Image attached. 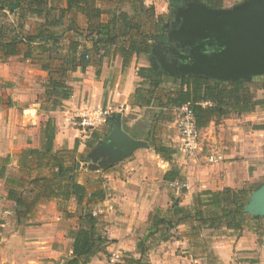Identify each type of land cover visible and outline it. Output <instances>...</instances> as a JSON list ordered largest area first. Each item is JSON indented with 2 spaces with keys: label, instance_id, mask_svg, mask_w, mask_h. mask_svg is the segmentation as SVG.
<instances>
[{
  "label": "crops",
  "instance_id": "1",
  "mask_svg": "<svg viewBox=\"0 0 264 264\" xmlns=\"http://www.w3.org/2000/svg\"><path fill=\"white\" fill-rule=\"evenodd\" d=\"M160 2L145 0L147 6L158 7L162 5ZM159 13L165 15L166 11ZM149 56H153L152 53ZM19 58L24 59V55L0 61V83L7 82L12 100L10 106L0 111V159L9 157V166L17 167L19 178L26 171L19 163L20 154L25 150L40 149L44 120L55 122L54 151L74 150L78 144L79 158L85 154L88 143H93L91 136L75 128L72 122L84 110L109 109L112 116L122 113L124 130L133 138L148 142L155 116L161 109L157 105H134L136 90L144 81L138 76V70L148 68L138 64L139 57L134 56L126 69L121 56L111 55L102 62L91 63L85 71L72 73L68 83L73 88L72 98L64 101L61 108L50 111H42L39 105L32 103L34 82L32 78H20L23 67L17 62ZM30 61L26 59V62ZM255 118L253 113L212 122L203 130L208 143L206 155L195 158L196 162L189 159L182 148L170 144L177 150L173 164L181 170L182 176L173 183L164 179L172 165L162 160L151 146L137 150L124 166L103 172L102 176L99 175L101 172L84 168V163L80 162L78 183L87 187L89 195L99 185L105 192V198L94 201L90 207L98 217V231L107 238L109 245L106 253L92 257L89 264H109L113 254L139 258L138 244L148 234L150 216L156 208L167 210L174 197L183 194L185 199L179 206L192 208L194 198L200 192L255 185L262 169L257 158L255 135H264V130H258L255 122L249 123ZM110 129L111 124L105 126V132ZM208 147L222 153L221 163L209 162ZM84 162L87 166L90 163ZM13 174L10 177L15 179ZM47 174V170L35 169L31 177ZM6 179H0V264H56L66 254L70 256L73 240L69 233L78 226V218L69 217L77 212L75 199L66 204L59 199L41 201L19 221L16 203L7 199ZM172 184L186 187L178 195ZM251 222L253 224L245 225L241 232L222 226L195 235L190 227L180 225L171 231L170 241L160 242L149 252L148 260L150 264H264V236H259L255 228L258 223H264V217Z\"/></svg>",
  "mask_w": 264,
  "mask_h": 264
},
{
  "label": "trees",
  "instance_id": "2",
  "mask_svg": "<svg viewBox=\"0 0 264 264\" xmlns=\"http://www.w3.org/2000/svg\"><path fill=\"white\" fill-rule=\"evenodd\" d=\"M64 1L65 8L59 11L53 0H0L1 11L8 10L18 3L17 11L22 16L30 15L44 20L35 35H26L23 31L2 26L0 61L20 54H23L25 59H32L36 49L40 50L36 51L37 53L47 55L40 61L41 70L49 75L46 95L51 107L46 111L59 109L64 101L72 98L73 88L68 84V78L70 74L78 70L85 71L91 65L90 54L94 53L93 56L98 62L111 55L113 57L119 55L123 59V68L126 69L134 56H149L156 46V41L167 38L164 24L166 16H156L154 6H147L145 0ZM200 1L210 8L223 9L224 0ZM105 6L111 8L106 10ZM71 13L75 18L83 17L90 25L89 29L95 36L92 47L80 52L79 44L71 45L63 63L55 65L57 59L53 56L52 50L57 46L59 39L53 28L63 23L65 17ZM104 15L109 16L106 22H102ZM49 45H52L51 48ZM23 46L26 47L25 52ZM164 75L153 66L140 68L138 76L144 81L134 95V105L139 107L157 105L161 109L154 119L156 128L162 122H173L172 111L186 105L194 117L196 127L201 131L208 128L212 122L219 123L234 115L241 117L253 114L259 108L264 109V98L257 99L252 92V88L259 83L257 79H261V76L250 81L238 82L190 76L181 78L178 85L165 90L163 87L168 81ZM167 79L171 78L167 75ZM259 89L264 92V83ZM115 117L116 114L110 118L109 125ZM257 129L264 130V126H258ZM97 131L91 135L93 143H88L89 148L94 147L108 134ZM153 131L149 134L150 138L154 137ZM40 135L42 143L40 149L23 151L19 163L29 174L35 169L47 170L48 174L34 179L29 175L27 176L29 180H25L24 176L19 179L7 177L6 166L10 161L7 157L6 165L0 170V179L7 177V199L16 203V215L21 221L41 201L59 199L66 204L74 198L77 212L69 214V217H77L78 226L69 233L73 240L72 254L63 264H89L92 257L106 253V247L109 245L107 238L98 231V217L93 215L90 207L94 201L104 199L105 192L98 190L89 195L87 187L78 183V144L74 150L54 151L56 126L53 119L42 124ZM147 141L157 155L172 165V169L164 176L165 181L173 183L181 180V170L173 164L177 150L163 144H155L148 138ZM24 183L27 185L26 188ZM261 186L225 188L217 192L206 190L195 196L192 208L180 207L179 201H174L167 210L156 208L150 216L148 234L138 244L140 257L127 255L116 264H150L149 252L160 242L170 241L173 237L170 231L180 225L190 227L193 235L202 230L222 226L236 232L243 231L248 219L251 218V215L245 212V206L250 195Z\"/></svg>",
  "mask_w": 264,
  "mask_h": 264
},
{
  "label": "water",
  "instance_id": "3",
  "mask_svg": "<svg viewBox=\"0 0 264 264\" xmlns=\"http://www.w3.org/2000/svg\"><path fill=\"white\" fill-rule=\"evenodd\" d=\"M18 7L17 3L9 10ZM178 21L180 29L168 33L167 42L189 50L188 55H179L187 63L172 64L152 49L170 77L238 82L264 75V0H246L233 9H213L192 1L180 10ZM142 148L150 149L149 143L128 134L122 113H117L106 137L89 153L88 170H106ZM245 212L256 220L264 217V185L250 195Z\"/></svg>",
  "mask_w": 264,
  "mask_h": 264
},
{
  "label": "rangeland",
  "instance_id": "4",
  "mask_svg": "<svg viewBox=\"0 0 264 264\" xmlns=\"http://www.w3.org/2000/svg\"><path fill=\"white\" fill-rule=\"evenodd\" d=\"M160 1H161L160 3L163 6L162 5L161 6L158 5V7L155 5H148V6H154L156 16L160 15L159 12L161 10L166 11V13H165L166 19L164 22L165 30H166L167 26L170 25L171 22L175 19V12L178 10L179 7L187 5L189 2H192V1L201 2L200 0H160ZM245 1L246 0H224L223 9H233L236 6L243 4ZM53 4L58 7L59 11H60V9L65 8V1L64 0H53ZM169 4H170V6H169ZM109 8H111V7L105 6L106 10H109ZM14 11H15V13H12L13 11H11L9 9L5 10V11L0 10V28L2 26L10 27L12 30L14 29L15 31L16 30L23 31L26 35H35L38 33V30H39L41 24H43V22H44L43 19H39L35 16H30V15L25 17V16H22V14L18 13L17 10H14ZM108 19H109V16L104 15L102 17V22H106ZM89 27H90V25L87 23L86 19L81 18L80 16L78 18H75L74 15L71 13L65 17V19L63 20V23H61L57 27L53 28V31L55 32L56 36L59 39L57 44H56L57 46L55 48H53V50H52L53 56H55V58L57 59L54 62L55 65L56 64L60 65L63 63V60L68 56V52H69L68 50H69L71 45L79 44L80 45L79 46L80 52H82V50H85L87 48L92 47V40H94L95 36L92 34V31L89 29ZM51 46L52 45H49V48H51ZM35 48H37V47H35ZM23 50L25 52L26 47L23 46ZM36 51H40V50L36 49L33 52L34 53L33 58L31 59L30 62H26L25 58L24 59L19 58L17 62L22 63V67H23V72H22V75L20 78H23L24 80H26L27 78L33 79V82H34L33 89L34 90H33L32 103L39 105V108H41L42 111H45V109H48L51 107V103L48 101V98L46 95V88H47V85L49 83V75L47 72L42 71L39 68V66H41L40 61L42 59H45L47 57V55L42 54V53H37ZM93 55H94V53H93ZM93 55L90 54V59H89V61L92 64L95 63L96 60H98ZM7 59H5V60L7 61ZM138 64H143V65H146L147 67H150L151 66V56H148V57L144 56V55L140 56L138 58ZM70 76L68 78V83H69V81L72 80V75L70 74ZM164 77L168 81L165 84V86L163 87L165 90H169V89L175 87L176 85H178L179 80L181 79V78H172L170 76L169 77L171 79H167V75H164ZM257 82H259V83H256L255 87L252 88V92L257 99H263L264 98V92L262 90H260L259 87L264 83V75L261 76V79H257ZM6 84H7V82H5L4 84L0 83V111L5 110L12 103L11 97L8 94V90H7L8 87L6 86ZM16 105H18V104L16 103ZM171 114H173V122H162L157 126V128L155 126H153V130H154L153 136L154 137L150 138L148 136V139L151 142L158 144V145L163 144L165 146L170 147L169 145L172 144V145H177V147H179V148H182V141L180 138L178 127H177V121L181 118L182 113L175 110V111H172ZM254 114L257 116V118L253 119L252 121H249V123L252 124L253 122H255L254 124L256 127L262 126L259 124H264L263 123L264 122V109L259 108V109H257V111ZM44 122H46V121L44 120ZM72 122H73V125L75 128L81 130V128L77 124V118L76 117L72 120ZM246 123H248V122H246ZM106 130H108V129H106ZM106 130H105V127H103L101 129H99L97 132L106 133L105 132ZM205 136H206V134H203V131H202L201 146H200V149L197 152H195V154L186 153L188 155L189 159H191L193 162L194 161L196 162L195 158L206 155L205 154L207 152L206 146H208V143H207V137L205 138ZM255 143H256L257 148H258V151H257V158L259 160L258 162L260 163V167L262 168L259 171L260 176L258 177L257 182L255 183V185H253L256 188V187H259L261 185H264V135L256 134L255 135ZM97 145L98 144H95L94 147H92V148L88 147L86 149L85 154L82 155V157H80L78 159L79 162L84 163L83 164L84 168H88V166L85 164L84 161L90 162L88 155ZM208 151L210 152L209 154H214L216 152V153H218V156H222V153L218 150H215V148H213V147H211V148L208 147ZM133 154L131 156H129L128 158L124 159L123 161L118 162L117 164L111 166L110 168H108L106 170L98 171V172H101L99 175L102 176L103 172H109L111 170H117V168H121L122 166H124V164H126L128 162V160L130 158H132ZM6 159L7 158H1L0 159V170L4 167V165H6V163H5ZM222 161H220V163ZM8 163L9 164L6 166L7 177L11 176L12 173H14L13 176H15L16 179H19L20 174L17 173V171H18L17 167H15V166L10 167L9 166L10 161ZM27 175L29 176L31 174H29L27 171H24V174H23L24 178L27 177ZM25 180H29V179H25ZM246 186L248 188H250L249 184ZM24 187L26 188L27 185L25 184ZM98 190L99 191L101 190L100 185H99L98 189L93 191V192H97ZM176 198H178V199H176ZM184 199L185 198H184L183 194L178 196V197H174L172 199V202H173L172 205L174 204V201L180 202V201H184ZM252 220H253V217L251 216V218L248 219L246 225L248 226L249 224H253L251 222ZM76 228H77V226H76ZM255 228H256V232H258L259 236L260 235L264 236V223H261V224L258 223L257 225H255ZM171 231H170V234H171ZM173 233L177 234L176 231H173ZM68 258H69V255L66 254L61 259V261H58L56 264H63Z\"/></svg>",
  "mask_w": 264,
  "mask_h": 264
},
{
  "label": "built area",
  "instance_id": "5",
  "mask_svg": "<svg viewBox=\"0 0 264 264\" xmlns=\"http://www.w3.org/2000/svg\"><path fill=\"white\" fill-rule=\"evenodd\" d=\"M182 113L181 118L177 121L180 138L182 141V150L185 153L195 154L200 149L202 131L199 130L194 121V117L186 105L177 110ZM112 113L109 109L98 108L93 110H84L77 118V124L81 130L88 136H91L95 131L107 126L109 124ZM209 162L212 164L219 163L223 160L218 153L210 154L208 156ZM176 188V193L179 195L186 187L184 185L172 184ZM94 216L96 214H93ZM122 260L119 254H113L109 260V264H116Z\"/></svg>",
  "mask_w": 264,
  "mask_h": 264
},
{
  "label": "flooded vegetation",
  "instance_id": "6",
  "mask_svg": "<svg viewBox=\"0 0 264 264\" xmlns=\"http://www.w3.org/2000/svg\"><path fill=\"white\" fill-rule=\"evenodd\" d=\"M184 7H186V5L179 7L178 10L175 12V19L171 22L170 25L167 26L165 30L166 35H168V33L174 30L180 29L182 24L180 21L177 22V15L180 13V10ZM154 49L157 50L158 54L166 55V60L172 64H174L176 61H178L179 64L187 63V61L181 60L179 55H184V56L188 55L189 50L187 48H182L180 46H177L174 43H168L167 38L165 37L162 38V40L160 39L159 41H156V46ZM159 60H160L159 57L151 56V65L154 66L156 70H158L162 74L167 75L165 71L162 70V65L160 64Z\"/></svg>",
  "mask_w": 264,
  "mask_h": 264
}]
</instances>
